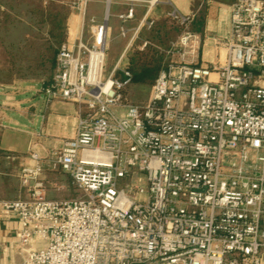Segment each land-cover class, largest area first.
Returning a JSON list of instances; mask_svg holds the SVG:
<instances>
[{"label":"built area","instance_id":"2783aa9c","mask_svg":"<svg viewBox=\"0 0 264 264\" xmlns=\"http://www.w3.org/2000/svg\"><path fill=\"white\" fill-rule=\"evenodd\" d=\"M86 1L72 5L91 43L62 42L42 83L48 100L78 104L73 138L50 160L77 195L47 198L30 152L19 176L29 195L0 202L19 221L20 264H264V0L230 3L209 62L193 16L168 13L185 32L137 103L120 61L104 76L108 19L86 20Z\"/></svg>","mask_w":264,"mask_h":264},{"label":"crops","instance_id":"0c3cea01","mask_svg":"<svg viewBox=\"0 0 264 264\" xmlns=\"http://www.w3.org/2000/svg\"><path fill=\"white\" fill-rule=\"evenodd\" d=\"M52 1L42 2L45 4V14L47 3L51 5ZM231 1L87 0L85 19L95 18L101 22L107 15L106 49L114 48L115 66L133 46L140 52L136 58H130L132 61L142 55V59L146 57L152 62L158 58L156 62L159 63V57L162 55L154 48L161 49L162 46L173 43L168 39V25L178 29L181 27L168 13L176 11L182 16L192 15L190 31L206 36L201 55L204 62H209L215 57L211 38L228 36ZM129 7L133 8V18L122 23L118 15L126 12ZM32 13L36 15L33 9L32 12L28 11L29 17ZM10 14V9L5 4H0V16ZM144 19L153 20V25L148 27L141 23ZM21 21L10 23L13 27L11 29L27 33L17 43L12 42V46L5 42L0 44V80H3L0 81V202L29 195L28 190L21 186L19 176L23 166L32 163V150L40 153L43 158L42 177L47 188V198H70V192L77 195L70 177L59 168L53 169L50 160L53 152L60 150L66 140L73 138L78 104L61 99L48 100L44 96L42 83L49 80L53 74L57 50L55 54L46 55L45 46L38 47L36 42V32L40 26L27 17ZM81 23V12L72 6L65 13L64 23L59 29L63 35L60 44L65 41L75 42L81 33L83 40L91 43L93 36L89 25L82 29ZM45 24L41 25L39 30L51 31V25ZM122 24L127 29L125 36L119 34ZM143 42L146 46L140 49ZM173 45L174 43L171 48ZM11 47L15 50H11ZM169 50H163L165 57L176 58V55L167 53ZM137 102L140 101L134 103ZM18 222L16 216H6L0 208V264H20L22 261V254L18 249Z\"/></svg>","mask_w":264,"mask_h":264},{"label":"rangeland","instance_id":"374dc122","mask_svg":"<svg viewBox=\"0 0 264 264\" xmlns=\"http://www.w3.org/2000/svg\"><path fill=\"white\" fill-rule=\"evenodd\" d=\"M45 0H0V4H5L12 14L10 15H1L0 16V44L5 42L8 45L12 46V42L17 43L22 36H24L27 32L17 29H11L12 25L10 23L14 22H22L21 19L24 17L30 18L31 22H34L38 26H43L45 23L51 25V31H44L39 30L36 32V42L38 47H44L46 50V55L55 54V51L58 48V45L60 44V41L62 40V32L59 31L62 24L65 20V13L72 8V2L75 0H53L50 4L47 3L46 5V11L47 14L44 12L43 4L42 2ZM225 1V0H220ZM233 1V0H232ZM231 1V2H232ZM33 9L36 11V15L31 14L29 17L28 11L32 12ZM46 25V24H45ZM16 28V27H15ZM43 28V27H42ZM169 30V40L172 41L174 44L177 42L178 37H180L185 31L182 27L180 29L176 28V26H173L171 24L168 25ZM188 30H190V26H188ZM46 32V34H45ZM29 33V32H28ZM45 35V36H44ZM45 38V39H44ZM43 39L45 41H43ZM172 43V44H173ZM171 44V45H172ZM170 44H166L162 46L161 49H156L157 52H159L162 57H159V63L156 62L158 58L154 59L153 63H150L148 65L143 64L142 62H136L132 61L130 58L134 56L136 58L137 54L140 52L137 47L133 46L130 47L125 55L123 56L119 66L121 68H127L131 71L132 75L135 71L140 70L141 68L145 67V65L148 67L156 66L158 69H161L164 65L167 64L169 60H171V57H165V50H169L171 48ZM11 50H15L14 47L10 48ZM162 50V51H161ZM164 50V51H163ZM1 51V50H0ZM106 59H105V65H104V76H106L110 71L114 64V48H108L106 49ZM165 54V55H164ZM171 55V54H170ZM164 58V59H163ZM163 59V60H162ZM1 68V67H0ZM159 73V72H158ZM157 73V75H158ZM155 76L154 80L147 79L144 82L142 81H136L131 82V84L125 89V95L128 102L134 103L135 101H143L145 100L151 93L153 83L157 77ZM145 78H151L153 77L152 72H146ZM3 81V80H0ZM1 85V84H0ZM143 177V176H141ZM142 185L146 186L145 180L142 181ZM75 195L70 192L69 197H74Z\"/></svg>","mask_w":264,"mask_h":264},{"label":"trees","instance_id":"16d2710c","mask_svg":"<svg viewBox=\"0 0 264 264\" xmlns=\"http://www.w3.org/2000/svg\"><path fill=\"white\" fill-rule=\"evenodd\" d=\"M136 60V62H142L143 64H146V65H148V64H150V63H153L151 60H147V58L145 57V59H142V55H139V57L137 58V59H135ZM145 65V67H143V68H141L140 70H138V71H135L134 73H133V78H132V81L133 82H136V81H142V82H144L145 80H147V79H152V80H154V78H155V76L157 75V71H158V68L156 67V66H152V67H147ZM146 72H152L153 73V77H151V78H145L144 76H145V74H146Z\"/></svg>","mask_w":264,"mask_h":264}]
</instances>
